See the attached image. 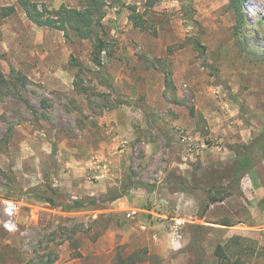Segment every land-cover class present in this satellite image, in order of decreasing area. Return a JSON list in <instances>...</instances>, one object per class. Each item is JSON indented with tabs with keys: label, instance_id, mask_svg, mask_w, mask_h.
Wrapping results in <instances>:
<instances>
[{
	"label": "rangeland",
	"instance_id": "1",
	"mask_svg": "<svg viewBox=\"0 0 264 264\" xmlns=\"http://www.w3.org/2000/svg\"><path fill=\"white\" fill-rule=\"evenodd\" d=\"M244 1L238 28L229 0H109L110 55L97 68L90 42L38 27L15 0H0L15 8L0 19V73L27 79L21 99H0V264L52 255L53 264H120L141 249L153 260L140 264H189L195 235L205 264L234 236L252 241L246 264H264V160L242 179L243 197L203 217L204 193L192 188L212 183L264 128V0ZM127 6L145 13L149 32L132 27ZM46 185L102 207L51 208L32 194ZM4 200L17 205L14 231L3 226Z\"/></svg>",
	"mask_w": 264,
	"mask_h": 264
},
{
	"label": "trees",
	"instance_id": "2",
	"mask_svg": "<svg viewBox=\"0 0 264 264\" xmlns=\"http://www.w3.org/2000/svg\"><path fill=\"white\" fill-rule=\"evenodd\" d=\"M111 1L115 6H124L120 0ZM15 2L25 17L34 25L62 32L65 37L72 35L79 40L90 42L89 58L91 63L97 68L104 66L103 55L109 56L110 53L108 34L102 22L106 16L109 0H79L80 5L77 8L62 4L58 8L50 9L45 6L40 7L37 3L30 0H15ZM244 4V0H229L228 6L237 16L238 28L245 23ZM147 6H152V2L151 4L149 2ZM127 9L130 12L128 20L131 22L132 27L141 32H149L147 21L144 18L145 13H139L136 7L133 6H127ZM14 12V6L2 7L0 8V19L6 18ZM195 45L203 50L198 43ZM26 85L27 79L22 73L13 69L8 76L0 73V99L5 96L21 99L19 90L24 89ZM77 86L75 84V87ZM234 154L230 162L225 163L220 169L215 168V171L213 170L215 180L212 183L206 185L201 182L192 187L204 193V199L199 208L200 217L205 215L211 204L221 203L233 195L243 197L242 179L249 174L256 164L264 160V128L250 143L238 147ZM213 172L209 174L213 176ZM32 194L51 208H59L65 212L102 207L100 201L95 198L87 200L70 199V201L59 199L60 195L57 190L50 185H46L45 190L33 191ZM117 198H120V196L109 197L108 201H114ZM222 225L229 226L231 223L228 220H224ZM195 231L198 233L199 227H196ZM249 242L252 241L240 236H234L224 245L217 244L213 250L214 264H246L244 257H250L254 254V249ZM187 251L194 256V259L189 264H205L203 251L196 235L190 241ZM49 255L51 256V254ZM117 258H119L120 264H140L146 261L152 262L153 260V256L149 254L147 249L133 252L124 259ZM56 260L57 257L52 255L45 264H53Z\"/></svg>",
	"mask_w": 264,
	"mask_h": 264
},
{
	"label": "built area",
	"instance_id": "3",
	"mask_svg": "<svg viewBox=\"0 0 264 264\" xmlns=\"http://www.w3.org/2000/svg\"><path fill=\"white\" fill-rule=\"evenodd\" d=\"M182 143L185 144H191V140L190 138H188L187 136H183L181 138ZM3 210H4V215H5V221L3 223V226L6 230L8 231H14L16 230L15 227V216L17 213V205L14 201L12 200H4L3 202ZM175 237V234H174ZM176 237H179L176 235Z\"/></svg>",
	"mask_w": 264,
	"mask_h": 264
}]
</instances>
